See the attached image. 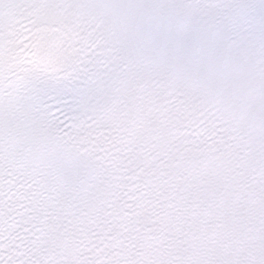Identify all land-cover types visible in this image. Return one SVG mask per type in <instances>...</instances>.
<instances>
[{"label":"snow or ice","instance_id":"6c2138e0","mask_svg":"<svg viewBox=\"0 0 264 264\" xmlns=\"http://www.w3.org/2000/svg\"><path fill=\"white\" fill-rule=\"evenodd\" d=\"M0 264H264V0H0Z\"/></svg>","mask_w":264,"mask_h":264}]
</instances>
